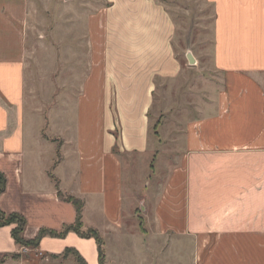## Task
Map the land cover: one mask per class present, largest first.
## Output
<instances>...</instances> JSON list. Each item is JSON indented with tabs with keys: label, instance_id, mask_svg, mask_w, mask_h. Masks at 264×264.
I'll return each instance as SVG.
<instances>
[{
	"label": "crops",
	"instance_id": "crops-1",
	"mask_svg": "<svg viewBox=\"0 0 264 264\" xmlns=\"http://www.w3.org/2000/svg\"><path fill=\"white\" fill-rule=\"evenodd\" d=\"M31 2L0 0V211L25 218L22 237L74 223L75 207L59 189L83 202L82 228L102 236L104 264H128L131 253L138 264L178 256L184 264H264V0H214L218 69L207 82L210 99L169 132L167 172L157 183L150 163L147 174L135 164L129 170L128 159L148 154L156 84L182 69L170 11L158 0H106L88 21L76 121L49 133L47 110L36 135L34 82L43 71L33 58ZM60 44L62 67L66 57L80 62L64 38ZM132 206H154L146 233L129 226ZM13 227L0 226V264H75L62 255L67 248L100 264L93 237L45 235L21 252ZM106 236L117 248L111 257Z\"/></svg>",
	"mask_w": 264,
	"mask_h": 264
},
{
	"label": "rangeland",
	"instance_id": "rangeland-1",
	"mask_svg": "<svg viewBox=\"0 0 264 264\" xmlns=\"http://www.w3.org/2000/svg\"><path fill=\"white\" fill-rule=\"evenodd\" d=\"M31 1L32 26L29 32L33 45V58L38 69L43 71V77L39 79L38 83L34 82L36 99H34L35 104H33L35 107L33 128L35 132L38 127L44 124L45 112L48 110L47 116L52 121V126L48 132L61 134L60 124L76 121L77 107L80 102L79 92L84 75L89 68L88 58L85 57L89 17L102 9L106 0ZM158 1L170 11L175 19L174 48L182 64V69L177 79L165 80L156 84V94L151 109L150 125L152 128L150 130L149 152L142 160L134 157L135 160L133 161L128 159L129 170L135 164L149 174L150 163L152 170L159 172L156 176L158 179H150L151 183L154 180L157 183L162 179V175L165 176L167 172L169 161L167 153L168 136L170 133L172 134L175 126L181 127L187 118L197 116V106L210 99L206 91L207 82L213 79L218 69L213 61L216 37L214 34V26L216 25L214 0ZM76 34L78 36L75 37L74 43L73 38ZM62 38H64L63 47L66 52L68 49L71 52L73 48L75 54L80 55L79 63L73 64L72 56H70L69 64L66 57L65 66H61V59L58 60L56 49L61 51L62 44L60 47L58 46V39L61 40ZM44 44L47 45V51ZM35 64L34 69L37 68ZM160 127L162 137L159 134ZM37 133L35 132L36 135ZM174 137L173 134L170 138ZM162 140L164 143L160 145L159 142ZM159 154H161V158L157 159ZM146 181L148 182L147 177L144 181L142 179V182L138 180L136 184L142 186ZM153 191L150 188L147 189L148 193ZM153 207L132 206L131 210L134 215L130 217L129 226L133 224L137 230L146 233L148 226L145 215L150 217ZM106 241V249L111 257L116 253L117 248L115 242H111L107 236ZM168 250L166 248L165 251ZM174 251H180L179 244L174 248ZM126 257L128 264H138L136 254H126ZM170 261L171 264L175 262L176 264L185 263V259H180L179 256ZM148 262L153 264V259Z\"/></svg>",
	"mask_w": 264,
	"mask_h": 264
},
{
	"label": "trees",
	"instance_id": "trees-1",
	"mask_svg": "<svg viewBox=\"0 0 264 264\" xmlns=\"http://www.w3.org/2000/svg\"><path fill=\"white\" fill-rule=\"evenodd\" d=\"M154 133L156 134L157 132L155 131ZM5 181H6L5 176L0 172V193L3 191L5 187ZM57 194L60 199L70 202L74 205L75 211H76V217H75L74 223L64 225L59 231L42 228L38 231L37 235L33 239H30V240L24 239L21 235V232L24 228L26 221H25V218L18 213H12V214L6 215L2 211H0V217L1 216L7 217V218H3V217L0 218V226L9 225L13 223L14 227L11 230V234H12L14 241L20 246H26L30 248L36 247L38 245L40 238L45 235H49L52 237H62L67 232L74 231L76 234H78L81 237H86V238L93 237L97 244L99 263L104 264V248H103L102 236L99 234V232L96 229H93V228L83 229L82 228L81 219H82L83 202L74 196L62 193L59 189L57 191ZM68 254H72L74 256L75 261H76L75 264H86L84 259L79 255V253L75 249L67 248L64 250L62 255L66 256ZM17 256H18L17 253L12 254V257H17Z\"/></svg>",
	"mask_w": 264,
	"mask_h": 264
},
{
	"label": "built area",
	"instance_id": "built-area-1",
	"mask_svg": "<svg viewBox=\"0 0 264 264\" xmlns=\"http://www.w3.org/2000/svg\"><path fill=\"white\" fill-rule=\"evenodd\" d=\"M29 249H31L30 247H26V246H21V252H26Z\"/></svg>",
	"mask_w": 264,
	"mask_h": 264
}]
</instances>
